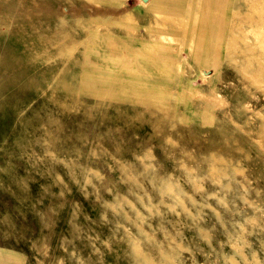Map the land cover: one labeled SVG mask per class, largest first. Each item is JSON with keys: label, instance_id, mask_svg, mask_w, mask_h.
I'll list each match as a JSON object with an SVG mask.
<instances>
[{"label": "rangeland", "instance_id": "374dc122", "mask_svg": "<svg viewBox=\"0 0 264 264\" xmlns=\"http://www.w3.org/2000/svg\"><path fill=\"white\" fill-rule=\"evenodd\" d=\"M0 6V264H264V0Z\"/></svg>", "mask_w": 264, "mask_h": 264}, {"label": "bare ground", "instance_id": "6f19581e", "mask_svg": "<svg viewBox=\"0 0 264 264\" xmlns=\"http://www.w3.org/2000/svg\"><path fill=\"white\" fill-rule=\"evenodd\" d=\"M146 1V0H145ZM128 3V2H127ZM129 4V3H128ZM25 9L23 10V12H24V15L27 17V19L31 22V20H32V14H31V12H30V8L29 7H24ZM61 9V8H60ZM3 9H2V7L0 6V25L2 24V25H5L6 23H3V22H5L4 21V18L3 17H1V13H3ZM64 12V11H63ZM31 24H32V22H31ZM21 25H22V23H20L19 24V26L20 27H18V29L19 28H21ZM22 27H23V25H22ZM22 29V28H21ZM34 29L36 30V32H37V34L38 35H40V31H38L37 30V27L35 26L34 27ZM23 30V29H22ZM61 41V40H60ZM60 54V53H59ZM64 64V63H63ZM211 70V69H210ZM205 73V72H204ZM206 74H207V72H206ZM199 76V75H198ZM187 86L188 87H190L191 85L189 84V83H187ZM248 109H250V108H248Z\"/></svg>", "mask_w": 264, "mask_h": 264}]
</instances>
